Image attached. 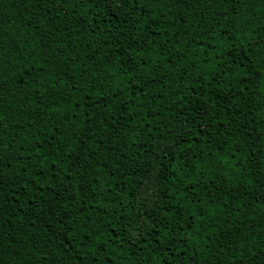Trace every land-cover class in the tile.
<instances>
[{"label": "trees", "instance_id": "obj_1", "mask_svg": "<svg viewBox=\"0 0 264 264\" xmlns=\"http://www.w3.org/2000/svg\"><path fill=\"white\" fill-rule=\"evenodd\" d=\"M229 3L0 0V264H264V3Z\"/></svg>", "mask_w": 264, "mask_h": 264}, {"label": "snow or ice", "instance_id": "obj_2", "mask_svg": "<svg viewBox=\"0 0 264 264\" xmlns=\"http://www.w3.org/2000/svg\"><path fill=\"white\" fill-rule=\"evenodd\" d=\"M221 3H229V0H220ZM261 3H264V0H261ZM229 7H231V4L229 3ZM237 7H239V5H237ZM261 11H264V8H261L260 9ZM225 11L227 12V9H225ZM233 16H235V12H233ZM251 82V81H249ZM243 90V89H242ZM239 152V149H236L233 153H232V156H231V161L229 160H225L223 162L221 161H216V165H227L228 167H231V168H234V169H239L240 168V162L237 160V153ZM202 167H204L205 169H208L210 170L211 168L214 167L213 165V160L212 159H209L207 164H202L201 165ZM219 172L223 175L224 174V170H223V167H220L219 169ZM202 175V173L199 171V169H197V176H196V179L199 180L200 179V176ZM194 183V181H193ZM223 186V182L221 183V185H217L216 186V193H218L219 195H213L211 193V191L207 188H205V192H208L209 193V200H217L218 202L220 201V196H223L224 199L222 201V204H221V210H222V207L224 204H227L229 201H228V197H231L232 199H237L238 198V194H234V193H231V192H227V193H222L221 192V187ZM259 199L260 200H264V180H261L260 184H259ZM181 230H183V226H181ZM191 231V230H190ZM175 239V237H174ZM181 240L184 241V243H187L188 241L187 240H184L183 237H180ZM262 259H264V257H262Z\"/></svg>", "mask_w": 264, "mask_h": 264}, {"label": "rangeland", "instance_id": "obj_3", "mask_svg": "<svg viewBox=\"0 0 264 264\" xmlns=\"http://www.w3.org/2000/svg\"><path fill=\"white\" fill-rule=\"evenodd\" d=\"M151 192H152L151 190L144 192L142 194L141 199H143L144 202L149 200L151 198Z\"/></svg>", "mask_w": 264, "mask_h": 264}]
</instances>
